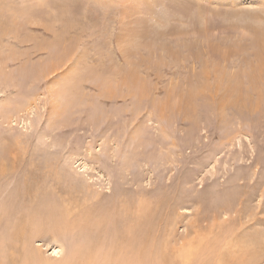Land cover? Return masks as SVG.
Returning <instances> with one entry per match:
<instances>
[{
  "label": "rangeland",
  "instance_id": "obj_1",
  "mask_svg": "<svg viewBox=\"0 0 264 264\" xmlns=\"http://www.w3.org/2000/svg\"><path fill=\"white\" fill-rule=\"evenodd\" d=\"M128 225L178 264H264V0H0V264Z\"/></svg>",
  "mask_w": 264,
  "mask_h": 264
},
{
  "label": "bare ground",
  "instance_id": "obj_2",
  "mask_svg": "<svg viewBox=\"0 0 264 264\" xmlns=\"http://www.w3.org/2000/svg\"><path fill=\"white\" fill-rule=\"evenodd\" d=\"M12 2V1H11ZM3 3H4V1H3ZM9 3V2H8ZM13 7V5H11L9 8H12ZM12 10V9H11ZM13 11H14V9H13ZM4 18V17H3ZM30 18V17H29ZM13 21V20H12ZM9 22V21H8ZM11 23V22H10ZM13 25V24H12ZM51 198V197H50ZM49 198V199H50ZM48 199V198H47ZM59 199V198H58ZM57 199V200H58ZM52 200H54L53 198H52ZM57 200H56V202H57ZM99 200V199H98ZM44 201V200H43ZM55 201V200H54ZM59 201V200H58ZM45 202V201H44ZM97 203H98V201H96ZM76 203V202H75ZM94 203V202H93ZM110 203V202H109ZM59 204V203H58ZM69 204V203H68ZM107 204V203H106ZM61 206V205H60ZM64 206V205H63ZM100 206H101V204H100ZM112 206V205H111ZM70 207H72V206H70ZM61 208V207H60ZM66 208V207H65ZM59 209V208H58ZM71 209H73V208H71ZM102 209V208H101ZM103 209H104V207H103ZM102 209V210H103ZM114 209V208H113ZM67 210V209H66ZM68 210H69V208H68ZM90 210V209H89ZM92 210V209H91ZM90 210V211H91ZM109 209H107V211H108ZM129 210V209H128ZM132 210V209H131ZM73 211V210H72ZM83 211H84V209H83ZM94 212L96 211V210H93ZM59 212V211H58ZM67 212V211H66ZM60 213H61V211H60ZM78 213V212H77ZM89 214H90V212H88ZM97 213H98V210H97ZM97 213H95V214H97ZM102 213V212H101ZM109 213V212H108ZM112 213H114V211L112 212V211H110V215H109V218H108V220H107V217H106V220H107V224H106V222H105V224H106V232L108 233H112V229H111V226L113 227V225L115 226L116 225V221L114 222V218H112ZM122 213V212H121ZM120 213V214H121ZM72 214V213H71ZM75 214V213H74ZM79 214L81 215V218H83V219H81V218H78V219H76V220H74V221H66V220H64V222L63 223H57L56 225H55V229L56 230H64L63 232H65V231H67L66 229H68V231H70L71 229H78V228H84L85 226L87 227V221H88V219L87 218H85L86 216H87V214H84V216L80 213V211H79ZM94 214V213H93ZM103 214H104V211H103ZM106 214H107V212H106ZM116 214V213H115ZM100 215H102V214H99V216ZM114 215V214H113ZM75 216V215H74ZM93 216V215H92ZM98 216V215H97ZM115 216H117V218H119L118 217V215H115ZM114 216V217H115ZM120 216V215H119ZM125 216H127V215H125ZM101 217H104L103 215L101 216ZM131 217V216H130ZM61 218V217H60ZM97 218V217H96ZM75 219V218H74ZM85 219H87V220H85ZM102 220H103V218H101ZM134 219V218H133ZM90 220H91V216H90ZM102 220H99V219H97V221H101V223L103 222ZM105 220V221H106ZM84 221H86V223H84ZM95 221H96V219H95ZM96 221V222H97ZM55 222V221H54ZM120 222V221H119ZM135 222V221H134ZM133 222V223H134ZM89 223H91V224H93V226H95L94 225V223L93 222H91V221H89L88 222V225H89ZM104 223V222H103ZM103 223H102V227H103ZM115 223V224H114ZM121 223V222H120ZM123 223V222H122ZM132 223V224H133ZM136 223V222H135ZM140 223V222H139ZM59 224V225H58ZM90 224V225H91ZM100 224V223H99ZM117 224H118V220H117ZM131 223L129 222V225H130ZM90 225L87 227V229L89 230V227H90ZM128 225V226H129ZM28 226H29V224H28ZM97 226H98V222H97ZM105 226V225H104ZM125 226V225H124ZM127 226V228H125L126 230H123L122 229V232H120V233H118L117 235H115L114 236V234H112L113 235V237H114V240L110 243V241L109 242H107V240L106 239H108V237L105 239V238H103L104 239V245L106 244V242L108 243V244H106V247H105V251H108V250H106V249H108V248H110L111 250H112V253H111V257L113 256V252L114 253H116V254H114V256H113V258L114 257H117V251H119V256H118V258H115V260L111 263V264H144V258H145V255H147V254H150L151 252H152V254H150V259H151V257H153L154 255L153 254H155L156 252H157V254L159 253V250L160 249H156V246H152V244L150 243V241H147L146 240V238H144L143 236H142V234H138V232H136V230H135V233H132V235H128L129 234V232H130V226L128 227ZM85 227V228H86ZM96 227V226H95ZM118 227H119V224H118ZM117 227V228H118ZM134 227V226H133ZM132 227V231L135 229V228H133ZM136 227V226H135ZM40 228V227H39ZM66 228V229H65ZM98 228V227H97ZM97 228H95L94 230H96ZM100 228V227H99ZM17 228H15V230H16ZM53 229V228H52ZM90 229H92V231H93V228H90ZM128 229H129V232H127L128 231ZM14 230V231H15ZM99 230V229H98ZM103 230H104V228H103ZM113 230H114V228H113ZM139 230V229H138ZM137 230V231H138ZM115 231V230H114ZM118 231V230H117ZM131 231V232H132ZM23 232V231H22ZM95 232V233H94ZM93 233L94 234H96L97 232L96 231H94ZM126 232H127V234H126ZM102 233V232H101ZM139 233H141V232H139ZM106 234V233H105ZM131 234V233H130ZM19 235V234H18ZM25 235V234H24ZM23 235V236H24ZM20 236V235H19ZM98 236H99V233H98ZM107 236H108V234H107ZM30 237V236H29ZM94 240V239H93ZM92 240V241H93ZM98 240V239H97ZM109 240V239H108ZM18 241V240H17ZM84 241V240H83ZM99 241V240H98ZM97 241V243H99ZM152 241V240H151ZM153 241H154V239H153ZM25 242V241H24ZM28 242V241H27ZM103 242V241H102ZM92 243V242H91ZM96 243V242H95ZM94 242H93V244L92 245H94L95 244ZM100 243H101V241H100ZM91 245V244H90ZM100 246H101V248H102V246H104V245H102V243L101 244H99ZM99 245H98V247H99ZM31 246V245H30ZM96 246V245H95ZM86 247H88V244H87V246ZM97 247V248H98ZM148 247H149V249H148ZM160 248H162L161 246H159ZM16 248V247H15ZM91 248L92 247H90V249H88L89 251L86 253V254H84L83 253V251H81V250H79V251H81L82 252V254L84 255H82V258H79L78 259V261L76 260V259H74V255L76 254V253H78V252H76V253H74L73 255H72V257L71 258H68L67 260H65L64 261V263H62V264H88V263H94L93 262V260H92V258H94L95 256V253L97 254L98 253V255H99V252H102V251H99V252H96L95 250V253L91 250ZM163 248H166V250H167V247H163ZM162 248V249H163ZM34 249H35V247H34ZM62 247L60 248V249H57V250H54L53 252H52V256L53 257H57V258H60L61 256H62ZM82 249V248H81ZM100 249V248H99ZM155 249L156 250H158V251H155ZM161 249V250H162ZM29 250V249H28ZM85 250H87L86 248H85ZM104 250V249H103ZM111 250L109 251V252H111ZM198 250V249H197ZM98 251V250H97ZM105 251H103L101 254H100V257H101V255H103L104 253H106ZM155 251V252H154ZM85 252V251H84ZM162 252H164V250L162 251ZM32 253V252H31ZM108 253V252H107ZM106 253V254H107ZM165 253H166V251H165ZM2 254V253H1ZM34 254H36V253H34ZM94 254V255H93ZM159 254H161V251H160V253ZM163 254V253H162ZM161 254V259L162 260H158V259H160L159 258V255H157V260L158 261H160V264H178L177 262V260H178V258H177V262L175 261V260H172V258H170V257H167V253L166 254H163L162 255ZM169 254V253H168ZM198 254H200V253H198ZM78 255H79V257H80V254L78 253ZM109 255H110V253H109ZM116 255V256H115ZM152 255V256H151ZM171 255V254H170ZM179 255H180V257H182L183 256V258H184V255H185V253L183 252V250H182V252L180 251V253H179ZM193 255V257H195V256H197V254L196 255H194V253L192 254ZM35 256V255H34ZM148 256V255H147ZM77 257V256H76ZM104 258V260H105V262H106V259L108 258V255H107V258H106V255L104 254V256H103ZM110 257V256H109ZM156 257V256H155ZM154 257V258H155ZM189 257V258H188ZM188 257H186L187 258V260L184 262V260L183 259H181V263L182 264H197L196 263V261L193 259V258H191L190 259V256H188ZM198 257V256H197ZM84 258V259H83ZM96 258H97V256H96ZM96 258H95V261H96ZM102 258V257H101ZM48 259V258H47ZM109 259L110 258H108V261H109ZM156 259V258H155ZM41 260L42 259H40V263H42L41 262ZM100 260V259H99ZM43 261V264H49L48 263V261H44V259L42 260ZM101 261H102V259H101ZM106 262L105 264H109L110 262ZM103 262V261H102ZM210 263L209 264H211V261H209ZM97 263V262H96ZM97 264H100V263H97ZM204 264H207V262L206 263H204ZM216 264H225V262L224 261H221V258H217V260H216Z\"/></svg>",
  "mask_w": 264,
  "mask_h": 264
}]
</instances>
